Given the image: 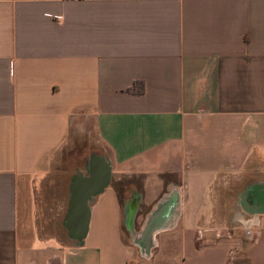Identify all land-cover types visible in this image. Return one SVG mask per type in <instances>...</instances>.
<instances>
[{
    "label": "crops",
    "instance_id": "crops-1",
    "mask_svg": "<svg viewBox=\"0 0 264 264\" xmlns=\"http://www.w3.org/2000/svg\"><path fill=\"white\" fill-rule=\"evenodd\" d=\"M161 245L264 264V0H0V264Z\"/></svg>",
    "mask_w": 264,
    "mask_h": 264
},
{
    "label": "bare ground",
    "instance_id": "bare-ground-1",
    "mask_svg": "<svg viewBox=\"0 0 264 264\" xmlns=\"http://www.w3.org/2000/svg\"><path fill=\"white\" fill-rule=\"evenodd\" d=\"M172 206V212H171V221L168 222L167 224L162 225L161 223L155 224V221H157V217L160 216V212L164 209L167 208V206ZM179 201H177V193L175 192H169L167 194H165L161 200L159 201V203L156 205V207L154 208V210L151 212V214L149 215L146 224L143 227L142 232L144 233H148L150 230L153 232V234H157L160 231H165L170 229L177 217H178V213H179ZM157 218V219H156Z\"/></svg>",
    "mask_w": 264,
    "mask_h": 264
},
{
    "label": "rangeland",
    "instance_id": "rangeland-1",
    "mask_svg": "<svg viewBox=\"0 0 264 264\" xmlns=\"http://www.w3.org/2000/svg\"><path fill=\"white\" fill-rule=\"evenodd\" d=\"M188 203L187 202H185V204H184V206H185V208H184V210H185V214L187 213V211H188V205H187ZM125 237L127 238V236L125 235ZM244 243L246 244V240H244ZM162 247H163V245H161V248H160V250H158L157 252H155V255H154V257H153V259L150 261V262H143L144 264H158V263H160V264H162L163 263V258H164V256H165V251H163L162 250ZM245 250L244 251H239V252H237V254L235 255V253L233 254V257H235L236 258V262H237V264H247V261H246V257H245ZM175 257V256H174ZM176 258V257H175ZM240 260V261H239ZM141 261H142V259H141Z\"/></svg>",
    "mask_w": 264,
    "mask_h": 264
},
{
    "label": "trees",
    "instance_id": "trees-1",
    "mask_svg": "<svg viewBox=\"0 0 264 264\" xmlns=\"http://www.w3.org/2000/svg\"><path fill=\"white\" fill-rule=\"evenodd\" d=\"M133 92L141 94L142 93V87H140L138 91H133Z\"/></svg>",
    "mask_w": 264,
    "mask_h": 264
},
{
    "label": "built area",
    "instance_id": "built-area-1",
    "mask_svg": "<svg viewBox=\"0 0 264 264\" xmlns=\"http://www.w3.org/2000/svg\"><path fill=\"white\" fill-rule=\"evenodd\" d=\"M54 19L58 21V20H60L61 18H60V17H55Z\"/></svg>",
    "mask_w": 264,
    "mask_h": 264
}]
</instances>
